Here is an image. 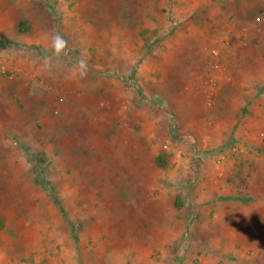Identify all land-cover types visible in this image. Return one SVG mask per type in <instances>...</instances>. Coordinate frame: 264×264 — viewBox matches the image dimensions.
<instances>
[{
	"label": "crops",
	"instance_id": "1",
	"mask_svg": "<svg viewBox=\"0 0 264 264\" xmlns=\"http://www.w3.org/2000/svg\"><path fill=\"white\" fill-rule=\"evenodd\" d=\"M45 2L48 0H0V55L12 71L0 72V233L17 217L23 201L34 203L28 193L38 199L32 174L22 164L16 166L24 162L18 142L36 152L45 143L47 159L60 166L54 179L62 181V190L78 205L89 201L88 194L101 192L113 200L126 193V206L134 210L140 209L138 205L150 210L158 205L148 204L157 193L159 201L174 206L178 193L183 195L193 184L188 170L192 159L199 163L200 171L193 188L204 195L199 202L205 204L197 209L192 228L206 242L215 264L220 260L223 264H264V58L258 38L264 35L263 28L228 27L224 33L232 39L225 36L222 47L236 52L235 62L228 67L224 58L212 63L213 76L222 85L206 131L202 103L193 107L186 101L199 102L204 95L188 88L199 62L193 60V48L190 55H184V44L176 42L181 35L167 39V44L144 36L137 52L132 50L135 42L123 37L128 32H120L114 24L88 29L79 13V21L71 23L73 14L60 12L64 26L58 28L54 14L58 12L47 9ZM229 2V9L223 10L227 19L236 8L244 18L257 9L249 6L248 11L244 0ZM251 21V17L246 19ZM57 33L67 41L64 53L78 59L68 60L64 53L59 59L51 55V37ZM121 41L124 44L119 45ZM217 48L214 45L212 50L224 53ZM45 57L50 58L47 68ZM80 60L86 61L83 77ZM146 96L166 100L170 110L151 107ZM168 113L173 118L170 122ZM87 128L95 129L96 147L89 154L100 156L96 167L81 164L84 159L79 153L87 149L80 142L90 136ZM74 146L79 147L77 154L69 152ZM219 153L225 155L220 165ZM115 166H121V172L110 173ZM238 173L240 179L247 175L255 180L250 186L255 185L261 197L252 206L238 200L244 188L234 178ZM89 174L117 181L95 188L84 179ZM112 184L119 186V192ZM22 194L26 198H13ZM205 214L210 217L203 219ZM149 216L158 219L156 214ZM164 226L180 227L182 219L164 218Z\"/></svg>",
	"mask_w": 264,
	"mask_h": 264
},
{
	"label": "rangeland",
	"instance_id": "2",
	"mask_svg": "<svg viewBox=\"0 0 264 264\" xmlns=\"http://www.w3.org/2000/svg\"><path fill=\"white\" fill-rule=\"evenodd\" d=\"M49 1L45 2L44 5L48 7L47 9L52 7L54 12H58L54 13L56 17L55 25L58 28L60 27L63 30L64 26L62 24L64 19L62 14L59 15L60 12L73 14L71 23L79 21V13L81 23H85L88 29L94 30L97 25L111 27L114 24L119 27L120 32H128L129 35L123 37H128L135 42V49L132 50L137 52L140 51L139 48H142L139 45H142L144 36H146L145 39L148 38L150 41L156 39L154 43L160 41L167 44L173 37L181 35L182 37H179L176 42L184 44V55H190L193 48V60L199 62V67L196 70L194 69L193 80L188 83V88L196 92L197 95L200 93L204 95L203 100L199 99V102H196V100L186 101L189 105L193 103V107H197L199 103H202L203 126L206 131L207 124L212 120V108L217 104L215 96L219 93V88L222 85L213 76L214 66H212V63L216 60L220 62L224 58V63L228 67L235 62L236 52L234 53L222 47V43H226L225 36L227 40L232 39V36L224 35V33L228 27L240 29L244 26H252L255 29L263 28L264 30V0H244V4L248 8L250 6L257 9L249 11L251 9L249 8L250 14L247 12L248 14H245L247 17L244 18L236 8L230 14L229 19L223 14V10L226 11L232 4L229 0H218L216 2L214 0ZM249 17L252 21L248 23L246 19ZM57 22H59L58 25ZM23 25V27L26 26L25 23ZM178 28H183V30L179 32V35L178 32L174 34V30ZM61 29H58V31H61ZM258 38L261 39L260 46L264 58V35ZM218 42L219 44H217ZM120 43L119 45L124 44L122 41ZM214 45L224 53L213 51ZM68 54V51L67 54L64 53V55H67L68 60L78 59L76 56H68ZM262 68L264 72V65ZM235 70L237 71V69ZM146 97L151 107L157 105L159 108L167 107L170 110L169 103L166 100ZM136 106H139V104H136ZM166 116L168 117L167 122L173 119L169 117L170 113ZM90 119L86 118L85 121L89 123L91 122ZM94 130V128H87L86 132L90 136L83 137L80 142L82 145L86 143L87 149V152L79 153L84 159L83 163L81 162L82 166L85 163L93 167L100 165V156L91 157L89 154V150L96 147L97 141L96 136H93L95 135ZM93 140L94 142H92ZM234 147L236 146L234 145ZM17 148L18 151L20 150L19 152L23 157L21 159L24 162L16 163V166L22 164L24 170L32 174L34 184L38 188V199L35 201L34 195L28 193L27 196L29 198L32 196L34 203L27 205L23 201L25 205L23 203L21 211H16L17 217L15 216L8 221L7 224L11 225L0 233V264L216 263L207 252L206 242L201 241V238L196 235L192 228V223L195 224L193 221L197 217V209L200 210L205 206L204 203L199 202L204 200V195L201 192L196 193L193 188L195 183L198 182L200 173L198 162H194L192 159L188 160V170L192 175L190 178H192L193 184L190 188L184 190L183 195H180V192L178 193L177 208L175 204L174 206L171 204L169 207L164 200L159 201L160 194L158 193L153 195L155 199L148 201V204L158 203V205H153L152 209L159 206L163 211L161 215L159 212L161 210H150L151 207L148 208V206H136V208H140L139 210H134L128 204L126 206V203H129L126 193L123 194L122 198L117 199L114 197V200L111 195H103L101 192L88 194L86 196L89 199L88 202L75 204L76 202L72 200V197L67 196L62 190V181L58 178L54 179V174L60 172V166H54L56 163L53 164L47 159L48 154L46 150L43 151L46 149L45 143L41 147L44 149L39 148L40 151L38 152L33 151L23 141L17 143ZM71 150L72 154H77L79 147L74 146L69 149V152ZM189 150L193 154L196 153L195 149L190 148ZM225 150L227 148L221 150V152H226ZM220 161L222 162V160H219V165L221 164ZM117 170L121 172V166H115V170L110 173L113 174ZM240 176V173L234 176L238 179L237 182L240 180L241 185L244 186L240 190L241 194H239L238 200L243 205L252 206L255 198L257 196L258 198L261 197L257 194L258 189L255 188V185L254 187L250 186L251 182L254 183L255 180L251 177L248 179L247 175L240 179ZM84 179L87 183L93 184L95 188H101L110 181H117V179H108L107 176L104 177L99 174L84 175ZM118 181L122 182L121 179ZM189 182L191 181L189 180ZM112 186H115L114 189L119 192V188H116L119 187L118 185L112 184ZM109 190L111 191V189ZM125 190L128 191V187ZM22 197H25V195H14L13 198L20 199ZM154 214L158 219H153L155 216H149ZM199 215L201 214L199 213ZM206 217L210 216L205 214L202 218L206 219ZM164 218L182 219V226L166 227L164 226ZM237 262L233 261L230 264H238ZM218 264H223V260H220Z\"/></svg>",
	"mask_w": 264,
	"mask_h": 264
},
{
	"label": "clouds",
	"instance_id": "3",
	"mask_svg": "<svg viewBox=\"0 0 264 264\" xmlns=\"http://www.w3.org/2000/svg\"><path fill=\"white\" fill-rule=\"evenodd\" d=\"M51 55L57 59H59L66 47H67V41L63 38V36H61L60 34H54L51 37ZM46 63H45V67H49L50 66V58L49 57H45L44 58ZM85 69H86V61L85 60H80L79 61V73L81 75V77H83V75H85Z\"/></svg>",
	"mask_w": 264,
	"mask_h": 264
},
{
	"label": "built area",
	"instance_id": "4",
	"mask_svg": "<svg viewBox=\"0 0 264 264\" xmlns=\"http://www.w3.org/2000/svg\"><path fill=\"white\" fill-rule=\"evenodd\" d=\"M0 72L2 74H5V73L11 74L12 73L10 66H9V63L6 60H4L1 55H0ZM224 157H225L224 153L217 154L218 160H223Z\"/></svg>",
	"mask_w": 264,
	"mask_h": 264
},
{
	"label": "trees",
	"instance_id": "5",
	"mask_svg": "<svg viewBox=\"0 0 264 264\" xmlns=\"http://www.w3.org/2000/svg\"><path fill=\"white\" fill-rule=\"evenodd\" d=\"M21 26H22V25H21ZM21 26H20V27H21ZM159 161H160V165H161V159H160V158H159ZM161 166H162V165H161ZM175 206H176V208H177V205H175Z\"/></svg>",
	"mask_w": 264,
	"mask_h": 264
}]
</instances>
